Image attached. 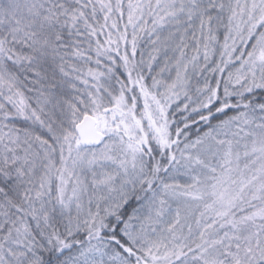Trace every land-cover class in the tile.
Listing matches in <instances>:
<instances>
[{"label":"snow or ice","instance_id":"obj_1","mask_svg":"<svg viewBox=\"0 0 264 264\" xmlns=\"http://www.w3.org/2000/svg\"><path fill=\"white\" fill-rule=\"evenodd\" d=\"M0 264H264V0H0Z\"/></svg>","mask_w":264,"mask_h":264}]
</instances>
